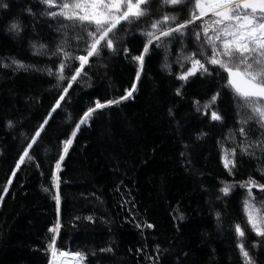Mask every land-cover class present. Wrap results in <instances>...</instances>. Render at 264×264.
<instances>
[{
    "label": "trees",
    "instance_id": "trees-1",
    "mask_svg": "<svg viewBox=\"0 0 264 264\" xmlns=\"http://www.w3.org/2000/svg\"><path fill=\"white\" fill-rule=\"evenodd\" d=\"M0 5H7L0 6V264H52L53 241L56 252L84 254L85 264H244L237 224L252 264H264V237L247 224L248 192L241 186L249 178L264 185V126L249 119L219 66L206 64L208 72L179 79L191 67L184 56L211 54L203 36H195L201 21L183 37L150 46L136 78L134 57L143 52L151 22L165 14L189 19L194 0H150L149 15L123 23L112 36L114 50L91 57L70 88L79 62L59 49L85 54L91 29L50 15L59 8L42 0ZM134 83L132 97L97 110L77 130L97 100H117ZM212 112L222 119L213 120ZM37 131L30 158L16 169ZM232 149L230 172L222 157ZM226 184L234 186L227 195ZM252 195L264 215V191L253 188Z\"/></svg>",
    "mask_w": 264,
    "mask_h": 264
},
{
    "label": "snow or ice",
    "instance_id": "snow-or-ice-1",
    "mask_svg": "<svg viewBox=\"0 0 264 264\" xmlns=\"http://www.w3.org/2000/svg\"><path fill=\"white\" fill-rule=\"evenodd\" d=\"M49 8L58 7L59 11H51L52 16H62L64 19L71 21L73 26L91 29L88 31V37L91 43L84 50L85 54L72 57L63 48L59 51L63 52L65 59H75L79 62V67L75 69L71 75L68 88L81 76L86 65L91 57L97 56L102 48L113 49L112 36L123 23H132L134 20H139L142 17L148 16L147 5L150 0H42ZM185 2V0H161L165 5H176ZM7 7V5H0ZM207 18V19H206ZM201 21L199 27L200 32H196L197 40L204 38V44L211 50L210 55H205L203 51L192 53L184 56L183 59L189 62L191 67L183 72L179 79L188 80L189 77L196 75L197 72H208L206 64L219 66L227 74V87L232 90L234 95L242 103V105L251 112L249 119H257L264 126V0H194V9L191 12L190 18L180 22L175 15H163L162 18L154 20L149 25V30L144 33L147 37V42L144 45L143 52L134 57V60L139 64L136 78L139 80L140 72L143 70L145 55L149 53L150 46L154 43L160 46L166 39L175 38L176 34L183 37L186 29L190 25ZM12 29L19 30V25L13 23ZM43 47V46H41ZM125 51H127L125 49ZM204 57L202 63L196 56ZM17 67H24L19 61H13ZM68 65L62 62L58 68L59 78L64 80L63 75L65 68ZM68 88L64 89L65 95ZM136 90V84H132L126 94L117 100H108L101 103L99 100L95 102V106L89 108L84 114L76 128L79 129L81 124L87 122L92 115L100 109L109 107L113 104H119L122 100L132 97ZM219 93L211 98V102L206 104L205 108H210L215 103ZM64 99V95L57 100L56 106H60V101ZM213 120H220L222 117L217 112L211 113ZM47 123V121H45ZM242 123H246L243 121ZM43 127V126H41ZM241 135L245 134V129H240ZM40 132L37 131L33 137L32 144L25 148L23 154L16 164V169L25 162L26 158H30L29 149L36 143ZM76 132L71 133L75 137ZM72 139L69 138L64 142L63 153L66 155ZM251 147V145H249ZM241 151L247 152L248 148H242ZM236 149L231 151L225 150L222 157L224 167L230 172L235 168ZM64 155L59 157L56 162V169L59 170ZM15 176V171L12 173ZM11 184V180L8 181ZM56 186L59 187L58 177L56 178ZM248 192V197L243 201L244 211L247 216V224L257 236L264 237V215H261L259 210L255 209V200L252 195L253 188H259L264 191V185L257 184L251 178L241 185ZM233 185H225L221 191L227 195ZM7 187L3 189L7 193ZM59 203V193L54 197ZM3 197L0 196V200ZM89 219H91L89 217ZM59 225L51 231H58ZM150 227V225H149ZM235 233L240 238L241 243L238 244L241 255L244 258V264H252L249 252L245 249L243 240L245 232L243 228L235 225ZM54 241L52 245V264H85L86 256L82 253H76L68 256L67 253L57 254ZM59 255L60 259H57Z\"/></svg>",
    "mask_w": 264,
    "mask_h": 264
},
{
    "label": "rangeland",
    "instance_id": "rangeland-1",
    "mask_svg": "<svg viewBox=\"0 0 264 264\" xmlns=\"http://www.w3.org/2000/svg\"><path fill=\"white\" fill-rule=\"evenodd\" d=\"M188 70V69H187ZM186 70V71H187ZM60 252H57V254H59ZM68 254V256H71V255H74V254H69V253H67ZM53 259V258H52ZM57 259L59 260L60 259V257H59V255H57ZM69 264H71V262L69 261Z\"/></svg>",
    "mask_w": 264,
    "mask_h": 264
}]
</instances>
